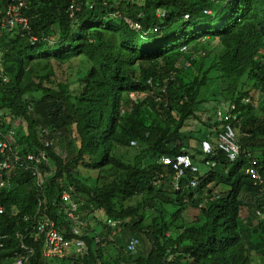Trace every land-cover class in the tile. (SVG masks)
<instances>
[{
    "label": "trees",
    "instance_id": "1",
    "mask_svg": "<svg viewBox=\"0 0 264 264\" xmlns=\"http://www.w3.org/2000/svg\"><path fill=\"white\" fill-rule=\"evenodd\" d=\"M23 1L30 26L0 35V110L20 152L42 149L51 174L42 191L30 174H10L0 229L22 228L40 200L71 238L58 208L73 187L91 229L76 264H264V0ZM204 40L195 58L190 45ZM226 125L234 161L217 145ZM180 153L196 169L176 177L162 157ZM96 213L121 222L97 231ZM35 246L30 264H67L41 260Z\"/></svg>",
    "mask_w": 264,
    "mask_h": 264
},
{
    "label": "built area",
    "instance_id": "2",
    "mask_svg": "<svg viewBox=\"0 0 264 264\" xmlns=\"http://www.w3.org/2000/svg\"><path fill=\"white\" fill-rule=\"evenodd\" d=\"M16 1L17 4L12 2ZM23 0H10L5 7L0 5V35L2 32H8L14 25L28 28L29 20L23 16L19 10V6H23ZM74 5L69 6L71 15L73 14ZM4 12V15L1 14ZM3 61L2 50L0 48V63ZM4 82L8 81V76L3 75ZM7 116L5 111L0 110V186L9 183V176L14 170L23 171L31 176L32 185L35 189L41 191L48 184V176L50 171H43L42 167L50 166L46 152L38 149L36 152H20L17 142L15 129L7 127L5 124ZM43 132H47L43 129ZM135 144L134 141H131ZM45 145L49 142L45 141ZM217 145L221 148L230 160L236 159L240 154V146L235 140V132L230 125H226L225 130L219 134ZM202 148L205 152H212V145L209 141H202ZM57 154H60L57 152ZM162 162L172 165L176 170V177L184 172L185 169L195 170L196 166L192 163L188 153H180L173 157L164 156ZM214 164V161L212 162ZM253 178H259V174L251 168ZM74 188L67 187L61 191L60 207L58 213H62V218L72 222L71 234L68 238L66 232L59 227L57 222L52 219L49 214L42 210L41 201L33 213H25L22 215L24 221L22 228H14L12 231L0 229V264H30V259L36 254V245H38L40 259L43 261H61L67 264H76L72 254H78L85 243L82 236L87 232L85 221L81 219L79 210V200L73 197ZM4 213V207L0 205V214ZM119 219L108 218L106 223L111 227L120 224ZM12 236L18 241L16 248H13ZM30 239L31 244H27L26 240ZM101 237L96 236L95 242H101ZM103 244V242H101ZM139 239L132 236L127 244L126 250L135 253L139 245ZM8 247L11 248L10 254H5Z\"/></svg>",
    "mask_w": 264,
    "mask_h": 264
},
{
    "label": "rangeland",
    "instance_id": "3",
    "mask_svg": "<svg viewBox=\"0 0 264 264\" xmlns=\"http://www.w3.org/2000/svg\"><path fill=\"white\" fill-rule=\"evenodd\" d=\"M211 45H213L215 42L211 41ZM208 46V42L206 40L204 41H201L200 43L198 42L197 43H193L190 45V47L194 50H196V52H193L194 53V57L196 58L198 56V53H197V50H202L204 49L205 47ZM74 65H75V62H71L69 64V67H68V71L69 73L66 71V74H65V77H68L69 74H71L73 72V69H74ZM54 67H56V64L53 65ZM63 69V66L61 67H57L56 70H62ZM132 96H134L132 93H131ZM57 142V141H56ZM62 147V148H61ZM56 149L58 150V152L61 154V156H65L66 153L64 151H62L63 149L65 150V147L63 146V144H60V145H57ZM199 211L195 208H189L185 211V217L188 219V220H197V215H198ZM97 214V213H96ZM92 216V215H90ZM98 217H96L94 220L93 225L95 226V229L97 231L101 230L102 227H103V224L104 222L106 223V220L108 218H106V216H104L102 213L101 214H97ZM241 216H246V209L245 208H242L241 209ZM94 232V231H93ZM117 232V231H116ZM117 234H120L119 231L117 232ZM105 243V242H104ZM255 264H261V262L259 261V259L257 260V262L255 261Z\"/></svg>",
    "mask_w": 264,
    "mask_h": 264
},
{
    "label": "clouds",
    "instance_id": "4",
    "mask_svg": "<svg viewBox=\"0 0 264 264\" xmlns=\"http://www.w3.org/2000/svg\"><path fill=\"white\" fill-rule=\"evenodd\" d=\"M237 159V158H236ZM235 160V159H234ZM234 160H231V161H234ZM253 169H255V168H253ZM258 174H259V172H258ZM262 206L260 207V208H257V210H255V212L260 216V218H263V214H262ZM246 215H247V212H246ZM245 217V216H244ZM112 219H114V218H112ZM116 220V219H115ZM85 221V220H84ZM87 222L85 221V224H86ZM107 224V223H106ZM108 225V224H107ZM86 227H87V224L85 225ZM111 227V226H110ZM88 228V227H87ZM112 228H114V227H112ZM88 230H91V229H88ZM103 244H104V242H103ZM127 244V243H126ZM140 244V243H139Z\"/></svg>",
    "mask_w": 264,
    "mask_h": 264
}]
</instances>
